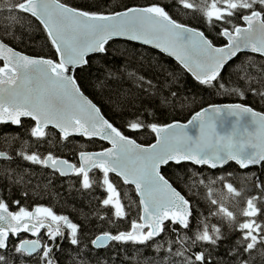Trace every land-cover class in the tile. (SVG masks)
I'll list each match as a JSON object with an SVG mask.
<instances>
[{"label": "snow or ice", "instance_id": "snow-or-ice-1", "mask_svg": "<svg viewBox=\"0 0 264 264\" xmlns=\"http://www.w3.org/2000/svg\"><path fill=\"white\" fill-rule=\"evenodd\" d=\"M0 125V264H264V0H0Z\"/></svg>", "mask_w": 264, "mask_h": 264}, {"label": "trees", "instance_id": "trees-1", "mask_svg": "<svg viewBox=\"0 0 264 264\" xmlns=\"http://www.w3.org/2000/svg\"><path fill=\"white\" fill-rule=\"evenodd\" d=\"M78 2V0H77ZM191 82L189 83L190 86ZM203 99L205 101H210V102H218V103H227L231 102L227 97L221 99L216 96H210L205 94L203 96ZM247 102V101H246ZM5 130L13 131L15 132L14 129H6L5 126L0 125V133H3ZM70 158V157H69ZM231 171L234 172V177L232 178V183L234 184L235 187L241 188L242 185V176H241V170L232 168L230 169ZM174 171V170H173ZM258 172L259 170L256 169ZM264 179V176L261 177ZM41 179H43L41 177ZM69 184H71V181L68 183H64L61 185L60 179H55L53 184L49 187L47 194L40 195V196H35L34 199L38 200L41 203H51L54 207V210L57 212H65L70 216V218L74 220H81L82 217L79 216V210L81 208H85L87 206V201L81 200L77 197V194L74 190L69 189ZM182 187V185H181ZM122 193L124 189L120 190ZM96 195H102L99 189L96 190ZM58 197V199H57ZM95 202V201H93ZM73 206L76 208V212H73ZM147 254V252L145 253Z\"/></svg>", "mask_w": 264, "mask_h": 264}]
</instances>
